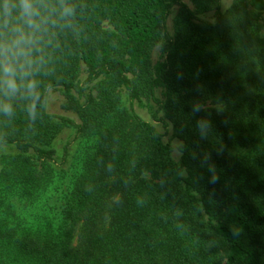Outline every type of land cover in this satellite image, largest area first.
I'll return each mask as SVG.
<instances>
[{"label":"trees","instance_id":"16d2710c","mask_svg":"<svg viewBox=\"0 0 264 264\" xmlns=\"http://www.w3.org/2000/svg\"><path fill=\"white\" fill-rule=\"evenodd\" d=\"M191 1L195 11L183 0H76L81 32L67 38L49 87L63 91L83 125L46 105L31 126L22 113L0 120V146L19 152L13 179L28 181L25 157L53 164L52 141L64 126L76 129V139L98 128V140L57 210L58 229H10L0 264H10L1 252L10 244L22 264H264V14L251 0H235L227 13L220 0ZM175 6L174 33H162ZM213 10L215 22L197 19ZM104 22L113 30H103ZM157 45L163 59L153 65ZM250 69L259 86L248 101L238 82ZM142 97L158 105V123H172L179 162L164 135L135 112ZM207 105L221 113L211 116ZM245 106L257 129L254 147L225 161L249 135L235 121ZM161 112L168 121L157 118ZM201 118L210 122L203 138Z\"/></svg>","mask_w":264,"mask_h":264},{"label":"rangeland","instance_id":"374dc122","mask_svg":"<svg viewBox=\"0 0 264 264\" xmlns=\"http://www.w3.org/2000/svg\"><path fill=\"white\" fill-rule=\"evenodd\" d=\"M252 7L258 8L264 14V0H251ZM191 10L195 7L191 0H183ZM221 12H229L235 5V0H220ZM178 6H175L167 23L162 29V33H174V20L179 13ZM197 19L215 22L217 20L216 11L196 14ZM102 29L112 31L113 27L108 23L102 24ZM260 35L264 38V22L259 26ZM163 59L160 45H157L151 54V62L154 65ZM86 78L85 67L81 65L79 80L83 82ZM259 86L258 74L254 69H250L241 76L238 82L240 94L248 97L256 92ZM93 93H97L93 90ZM156 98L164 101V92L158 91ZM121 107L128 108L129 100L127 93H121ZM158 105L150 98L142 97L141 103L134 104L135 112L144 120L155 125L160 133L164 135V141L172 146V157L174 161L179 162L181 153L179 147L181 141L174 138L173 125L166 119L165 113H159L157 118H165L169 126L164 127L162 123L155 120L154 113L158 110ZM209 110L211 116H217L221 113L214 105L205 107ZM248 107L246 114L236 118V123L249 133L243 146L233 147L224 157L225 161H232L234 158L242 157L248 154L254 147L253 143L257 134V129L253 125V118L249 115L251 112ZM249 110V111H248ZM47 112L55 117H65L76 124L83 125V119L72 109L67 98L60 89L50 91L47 103ZM100 130L87 129L77 139V131L72 126L66 125L54 137L52 147L57 151L56 161L51 165H41L31 158L25 157L28 164L27 179H13L14 172L19 165V152L11 146H0V247L7 246L9 238L6 232L10 229L20 231H37L54 229L57 230L60 223V217L57 213L59 207L63 204L66 196L71 192L75 181L83 172V165L86 156L94 152ZM65 149H68L66 161L63 163ZM26 177V178H27ZM11 245V244H10ZM2 248L1 252L10 259V264H22L16 261L9 248Z\"/></svg>","mask_w":264,"mask_h":264},{"label":"clouds","instance_id":"9594fccd","mask_svg":"<svg viewBox=\"0 0 264 264\" xmlns=\"http://www.w3.org/2000/svg\"><path fill=\"white\" fill-rule=\"evenodd\" d=\"M81 13L76 0H0V120L22 113L31 126L40 118L67 38L81 32ZM196 128L203 138L210 122L198 119Z\"/></svg>","mask_w":264,"mask_h":264}]
</instances>
